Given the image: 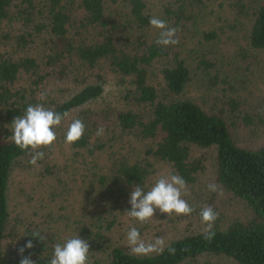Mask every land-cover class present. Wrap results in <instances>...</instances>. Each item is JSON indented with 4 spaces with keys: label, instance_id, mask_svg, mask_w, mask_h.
Here are the masks:
<instances>
[{
    "label": "trees",
    "instance_id": "obj_1",
    "mask_svg": "<svg viewBox=\"0 0 264 264\" xmlns=\"http://www.w3.org/2000/svg\"><path fill=\"white\" fill-rule=\"evenodd\" d=\"M153 16L178 29V44L155 43ZM263 88L264 0H0V117L8 123L0 133V264H13L7 241L18 227L33 247L21 254L16 242L17 264L28 256L50 264L54 245L77 235L89 243L88 264H203L206 255L264 264V142L243 146L233 128L264 121ZM36 104L67 116L32 165L11 122ZM74 119L85 132L69 144ZM196 148L214 152L215 182L249 218L226 227L216 219L207 240L193 207L181 215L185 232L166 233L162 253L133 254L129 228L147 240L170 215L157 209L143 224L129 217L132 186L146 192L162 171L199 186L206 164ZM20 171L32 177L33 193L18 194L28 214L36 204L61 212L41 222L26 210L13 215L9 193Z\"/></svg>",
    "mask_w": 264,
    "mask_h": 264
},
{
    "label": "clouds",
    "instance_id": "obj_2",
    "mask_svg": "<svg viewBox=\"0 0 264 264\" xmlns=\"http://www.w3.org/2000/svg\"><path fill=\"white\" fill-rule=\"evenodd\" d=\"M150 25L160 30L155 43L160 46H170L179 43L177 36L178 29L169 27L168 23L157 16L149 20ZM45 93H40V98H45ZM67 116V113L60 114L51 108L44 107L43 104L29 105L23 115L15 116L12 120V140L24 151L32 150L29 163L35 165L38 160L44 158V152L38 151L43 147L51 146L56 140L54 128L59 126ZM85 132V125L81 119H74L68 126L65 142L74 143L82 138ZM104 128L98 127L97 136H102ZM208 190L212 192H222L219 185L210 183ZM186 181L177 174L159 175L150 190L146 191L139 185H133L130 194L129 204L131 210L126 211L131 218L138 220L141 224L153 218L158 209L161 213L171 215H190L194 209L182 197L187 194ZM202 223L205 225L203 234L205 239L211 240L214 236L213 224L218 218V213L211 206H204L200 211ZM38 240L42 241L43 236L39 232L32 234ZM126 240L130 251L136 255H148L151 253L160 254L164 251V240L157 237L154 241L145 242L141 238L138 228L130 227L126 233ZM33 243L31 240L19 249L23 254L25 248L31 249ZM170 252L174 249L169 248ZM89 243L83 240L79 235L68 238L64 243L54 245L53 256L50 264H88ZM20 264H34L30 256L22 257Z\"/></svg>",
    "mask_w": 264,
    "mask_h": 264
},
{
    "label": "rangeland",
    "instance_id": "obj_3",
    "mask_svg": "<svg viewBox=\"0 0 264 264\" xmlns=\"http://www.w3.org/2000/svg\"><path fill=\"white\" fill-rule=\"evenodd\" d=\"M224 13V12H223ZM220 13V20H224L226 16ZM226 13V12H225ZM227 15V14H226ZM39 93H44L40 91ZM40 96H38L39 98ZM259 98L264 102V88L261 91ZM47 98L43 99L45 102ZM258 103V100L254 101ZM253 102V103H254ZM252 103V104H253ZM255 112H258L256 109ZM1 114V111H0ZM5 118L0 117V133L4 132L5 125ZM5 123V124H4ZM239 124V125H238ZM236 125H233L235 134L239 140V142L244 146H252L256 147L261 145L264 142V121L257 123L253 126H246L239 122ZM194 154L196 157L203 156L204 162L206 164L205 170L201 172L200 175V185L196 186L195 188H186L187 194L184 195L182 198L185 199L190 206L195 207L201 211L204 206H211L215 212L218 213V218L220 219V224L223 227H226L231 222L235 220L245 221L249 218V211L246 209L243 202L235 197H233L230 193L225 191L223 188L222 192H212L208 190L207 185L210 183H215V160H214V152L208 149H198L194 150ZM169 171H162L163 174H167ZM32 177L30 175H24L23 171L17 173L15 177V181L10 188V204L11 210L13 215L16 212L22 213L23 216H26L24 210L28 211V198L18 197L20 187H23L27 192L33 193L32 191ZM218 185V184H217ZM201 189V190H200ZM45 205V203H44ZM36 208L32 209L31 212L28 214L27 217L30 221H45L46 219L49 220V213L50 211L61 212L58 208L52 207L50 211L46 212V209L43 208L42 210L38 209V205L36 204ZM23 209V210H22ZM35 211V212H34ZM30 215V217H29ZM189 224V220L184 218L181 215H177L175 213L171 214L168 218V222L160 226V230L158 231H151V236L146 240L143 239L145 242L154 241L157 237L164 238L166 237V233L169 235H174L176 231H180L181 233L185 232V228ZM17 239L12 241L9 239L7 241V249L12 256L13 264L16 263V250L15 247L16 242L19 241L20 245L24 247L26 244L24 242L23 233L20 227L17 228ZM15 237V238H16ZM14 238V239H15ZM24 245V246H23ZM15 259V260H14ZM201 261L203 264H235L232 259L223 257V256H214V255H206L201 257ZM17 264V263H16Z\"/></svg>",
    "mask_w": 264,
    "mask_h": 264
}]
</instances>
